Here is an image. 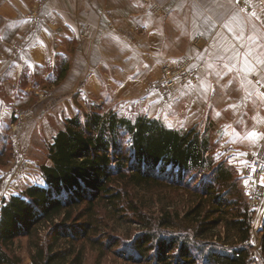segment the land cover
Instances as JSON below:
<instances>
[{
	"label": "trees",
	"instance_id": "16d2710c",
	"mask_svg": "<svg viewBox=\"0 0 264 264\" xmlns=\"http://www.w3.org/2000/svg\"><path fill=\"white\" fill-rule=\"evenodd\" d=\"M88 108L84 120L80 115L68 118L49 144L51 164L40 167L45 185L33 184L3 199L0 264H21L20 256L10 250L21 236L32 239L34 264H85L87 243L101 253L124 245L121 236L101 229L116 215L120 220H135L143 229L117 253L128 264H197L194 256L201 264L251 263L246 244L248 206L243 196H235L232 173L220 162H209L213 182L200 187V200L186 209L180 221L190 225L201 218L203 221L195 224L196 236L225 221L228 238L238 237L237 243H244L231 250L212 249L196 255L188 235L166 236L153 227L188 228L178 223L177 212L164 211L153 223L130 199V186L149 191L163 181L171 186L188 185L183 177L199 171L210 160L207 138L194 128L182 132L145 114L121 115L112 108L105 110L101 103ZM11 138L3 137L0 142V160L6 154L4 149L13 153L15 141ZM103 210L106 214L99 215ZM42 231L49 241L40 245Z\"/></svg>",
	"mask_w": 264,
	"mask_h": 264
},
{
	"label": "rangeland",
	"instance_id": "374dc122",
	"mask_svg": "<svg viewBox=\"0 0 264 264\" xmlns=\"http://www.w3.org/2000/svg\"><path fill=\"white\" fill-rule=\"evenodd\" d=\"M50 1L22 0L20 2L28 6V15L33 32L42 26L43 16L46 18L50 15L48 10ZM71 1L75 4V0H62L65 6L70 5ZM73 14L74 11H71V19L75 22ZM101 22L102 28L106 29L105 22ZM86 26L85 23L81 25L70 23L65 26L66 31L72 37L69 39L68 36L66 40L58 39L55 31L52 33L47 31L48 37L51 39V53L48 62L45 65L34 64L33 69L26 68L20 74L19 84L22 87L19 88L18 93L19 108L14 110L10 121L0 120V142L3 141V137L9 138V136L15 141L13 153L7 151L8 148L4 149L6 154L0 160V203L4 198H8L20 189L19 181L21 182L26 173L32 175L35 181H40L45 185L40 167L51 164L48 158V146L53 142L55 134L65 127L68 118L80 115L81 119L84 120V113L90 109L88 108L89 104L101 103L104 104L105 110L112 108L118 114L131 117L145 114L182 132L194 128L208 140L210 160L199 171L183 177V181L188 185L171 186L169 182L163 181L164 183H161L160 186L149 191L129 187L130 199H134L135 205L141 208L145 219H151L154 223L164 211L171 210L179 214L178 223L188 227L185 229L163 228L153 224L154 229L166 236L171 234L188 235L189 242L197 249L195 250L196 255L197 253L199 255L205 254L212 249H215L216 252H222L226 248L231 250L236 245L244 244L237 243L238 237L232 241L228 238L225 221L213 228L210 227L204 235L197 236L195 224H200L201 218L198 222L190 225L188 222L180 221L186 209L200 200V187L213 182V176H211L213 166L209 162L213 161V164L220 162L232 173L233 180H235V187L233 188L235 196H243L248 206L247 217L250 221V231L246 244L249 245L250 264H264V252L262 250L264 206L258 208L253 206L246 178L250 158L264 157V144L261 143L258 146L255 144L258 139L264 137V96L262 93L257 92L261 99H235L241 95V86L235 80V72L229 70L230 66H227L225 72H219L217 64L210 69L206 81L199 83L197 76L195 81L178 84L175 90L169 91L163 86L161 88L158 81L164 74L165 67H173L176 64L175 62H164L159 74L150 80L148 86V89L150 88L148 92L153 95V99L115 100L85 99L84 97L81 99L82 102L80 99H76L78 94H75V90L71 95H66L70 96L68 99H62L66 97L61 94L63 89L61 85L74 61L75 47L79 40L84 39L87 35L86 28L88 26ZM105 32L103 33L105 34ZM52 35H55L54 39ZM74 38L79 39L75 40ZM97 43L94 44L96 50L97 48L105 50L108 44L111 45L112 50H115L113 47L115 43H108L106 38L98 43L101 46L98 47ZM200 44L202 43L200 42ZM183 55L194 58L190 53H184L180 54L177 60L179 61ZM93 57V61H98L101 56L94 54ZM195 59L198 60V55ZM195 59H193L192 68L197 75L198 65ZM215 62L216 60H214ZM114 101L123 104L118 106ZM29 113L34 116L29 117ZM258 123L260 124L259 127ZM20 170L21 172H18ZM16 173L18 174L17 178H12ZM2 190L4 193L1 192ZM98 214L102 216L106 213L103 210ZM126 215L130 218L133 217L131 212H127ZM141 227L142 225L136 223L135 220H120L117 215L111 217L101 229L110 233L111 236H121L124 245H115L113 250L101 253L97 247L94 248L87 243L85 264H128L117 253L123 251V246H129L141 234L143 231ZM43 232L39 234L42 236V239H39L40 245L44 241L47 243L49 241ZM31 241L32 239L30 240L28 236H21L16 238L10 247L13 253L20 256L21 264H34L31 258L34 253ZM192 258L197 264L202 263L200 258L196 256Z\"/></svg>",
	"mask_w": 264,
	"mask_h": 264
},
{
	"label": "crops",
	"instance_id": "0c3cea01",
	"mask_svg": "<svg viewBox=\"0 0 264 264\" xmlns=\"http://www.w3.org/2000/svg\"><path fill=\"white\" fill-rule=\"evenodd\" d=\"M20 2L0 0V120H9L19 108L22 71L48 62L51 39L47 31H55L58 39H70L65 28L70 23H85L88 28L74 49V61L61 85L66 97L62 99H68L73 90L80 100L153 99L148 92L150 80L164 62L177 64L184 53L194 59L198 55L199 83L208 79L215 64L219 72L230 66L241 86V95L235 99H261L257 92L264 96V0H75L68 6L51 0L50 15L41 20L46 24L35 32L28 6ZM103 38L115 43V50L110 44L96 50L94 44ZM195 39L197 47L192 43ZM94 54H100L98 61H93ZM261 143L264 137L255 144ZM19 184L17 193L33 184L43 185L27 173Z\"/></svg>",
	"mask_w": 264,
	"mask_h": 264
},
{
	"label": "built area",
	"instance_id": "2783aa9c",
	"mask_svg": "<svg viewBox=\"0 0 264 264\" xmlns=\"http://www.w3.org/2000/svg\"><path fill=\"white\" fill-rule=\"evenodd\" d=\"M149 3L150 0H142ZM153 10H157L154 5H150ZM198 45V39L192 42ZM194 59V58H193ZM193 59L188 55H183L176 66H167L164 68V74L159 79L158 84L162 88L165 87L169 91L175 90L178 84L192 82L197 79L196 72L192 68ZM23 170V168H22ZM18 172H21L18 171ZM18 174H14L12 178H17ZM247 184L251 192L252 204L255 208L264 206V157H251L249 169L246 173ZM251 204V205H252ZM2 203H0L1 211Z\"/></svg>",
	"mask_w": 264,
	"mask_h": 264
}]
</instances>
